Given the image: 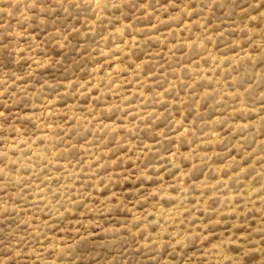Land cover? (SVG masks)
Instances as JSON below:
<instances>
[{
    "label": "rangeland",
    "instance_id": "1",
    "mask_svg": "<svg viewBox=\"0 0 264 264\" xmlns=\"http://www.w3.org/2000/svg\"><path fill=\"white\" fill-rule=\"evenodd\" d=\"M0 264H264V0H0Z\"/></svg>",
    "mask_w": 264,
    "mask_h": 264
}]
</instances>
